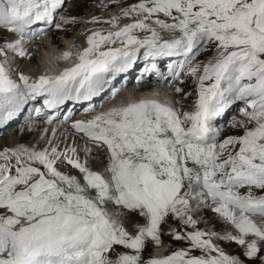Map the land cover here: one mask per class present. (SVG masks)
I'll use <instances>...</instances> for the list:
<instances>
[{"label": "snow or ice", "instance_id": "6c2138e0", "mask_svg": "<svg viewBox=\"0 0 264 264\" xmlns=\"http://www.w3.org/2000/svg\"><path fill=\"white\" fill-rule=\"evenodd\" d=\"M110 5L124 6L84 21L107 29L50 62L70 66L34 77L16 64L26 45L78 19L61 14L66 0H0V135L26 111L28 131L46 126L43 147L0 148V264H264V0L96 6ZM149 82L160 89L142 92ZM237 103L242 135L222 139ZM77 106L87 118L73 120ZM165 236L187 247L146 257Z\"/></svg>", "mask_w": 264, "mask_h": 264}, {"label": "rangeland", "instance_id": "374dc122", "mask_svg": "<svg viewBox=\"0 0 264 264\" xmlns=\"http://www.w3.org/2000/svg\"><path fill=\"white\" fill-rule=\"evenodd\" d=\"M130 1H135V0H127V2H130ZM72 4H70L68 6V10H67L68 14H67L66 17H76L78 19V23L75 24V25H70V27H66L67 30L63 31V33H65V32L70 30V32H71V39L70 40H72L73 43H75V44H77L79 46H83L84 45L85 33H86L87 29L92 28L94 26V25H91V24H86V23H84V21L90 20L95 15L97 17H100L101 19H104L106 17L109 19V15H114L119 10V8L121 6H124V5H115V7H114V9L112 11H109V12L107 11L106 12V11H104L102 9L91 10V1L90 0H77L76 4L71 7ZM81 7H83V12H79L78 11V8L81 9ZM55 38L58 39L60 45L54 43V39ZM64 44L65 43H64V40H62V35L57 37L56 34H54L52 32L49 35L44 36L42 38V40H40L39 42L27 44L26 45V47H28L27 50L32 53L31 59L30 60L17 59L16 63H17V65L20 68L24 67V69H26V68H30V66H31L33 71L38 72V67L37 66H32V63H35V58L38 59V61L40 62V60H41L40 58H41V55H42L40 53V50H43L44 53L48 52V51H51V50H58V51H60V54H62L63 51H67L68 50L67 48L64 49V50L59 49V46H60V48H63ZM20 60H22L21 64H19ZM133 92H135L134 86H132V87H130L128 89V92L126 93V95H128L129 93H133ZM21 127H23V129H24L23 133L24 132H28V134L30 135L29 136V140H28V142L26 144L30 145V144L38 142V147H41L40 144H44L43 141L39 140V137L41 135L42 129L44 127H37V125L35 124V130L30 132V131H28L29 124H27L26 126L18 127V130L9 131V133H6V134H4L3 137H0V148H3L5 144H8V145L10 144V146H13L16 143H21V141H23L22 140L23 135L21 134ZM50 132H51V129L49 128V133ZM66 133H68L66 128H59L57 130V135L58 136H62L64 134H66ZM229 135H233V134L232 133H229L228 135L225 134L224 137H227ZM240 135H242V131H240ZM76 140H78V139L76 138ZM81 144H83V143H81ZM62 170H65V169L62 168ZM207 212L208 211H205V212L202 213L203 217H204L205 213H207ZM212 215H213V213L210 212L209 219L211 221L209 220L210 221L209 226L214 225L215 226V230L219 231L223 227V225L216 219V217H212ZM170 223H173V222L170 221ZM165 227H167V226H165ZM200 227L204 228L205 225L201 224ZM178 230H181V229H178ZM164 241H165V247L161 248V249H158V250H155L154 252L157 251L156 253H162V252L166 251V254H171L172 251L187 247V245L184 242L171 240L168 236L164 237ZM221 247H223L224 250L226 252H228L229 254L240 255L241 252H242V250L239 248V246L235 245L234 243H222ZM148 250H149L148 255H149V253L153 254L152 249H151V245L149 246ZM193 254L194 255H199L198 252L197 253H193ZM144 255L146 257L148 256L145 253H144ZM241 258L243 259L242 256H241Z\"/></svg>", "mask_w": 264, "mask_h": 264}, {"label": "bare ground", "instance_id": "6f19581e", "mask_svg": "<svg viewBox=\"0 0 264 264\" xmlns=\"http://www.w3.org/2000/svg\"><path fill=\"white\" fill-rule=\"evenodd\" d=\"M76 1L77 0H75L74 2H73V4L71 5V7L72 6H74L75 4H76ZM91 1V10H96V9H101V8H99V7H97L96 5L99 3V0H90ZM106 2H107V0H106ZM135 2H138V0H135V1H130V2H127V0H125V5H127V4H131V3H135ZM114 7H115V5H110L107 9H102V10H104V11H112L113 9H114ZM70 9V8H69ZM71 10V9H70ZM69 10V11H70ZM78 11L79 12H83V7H81V9L80 8H78ZM96 16V15H95ZM66 27H70V25H68V26H66ZM62 33V32H61ZM62 35V40H64V47L63 48H60V46H59V49H61V50H64V49H68V50H70L71 49V47H72V44H73V41L72 40H70L71 39V32H70V30L69 31H67V32H65V33H62L61 34ZM8 36H9V38H11V34H8ZM66 41V42H65ZM54 43H56V44H59L60 45V43H59V41H58V39H54ZM62 47V46H61ZM55 52V53H54ZM40 53L42 54L41 55V60H40V62L38 61V59H36L35 58V63H32V66H37L38 67V72H35V71H33L32 70V68H31V66H30V68H26V69H24V67H21V68H19L21 71H23V72H25L26 74H31V73H33V75H35V76H38V75H40V74H42V73H45V68H46V66L47 65H49L50 64V62H51V59L53 58V57H56V56H60L61 54H60V51H58V50H51V51H48V52H43V50H40ZM22 63V60H20L19 61V64H21ZM67 66H70L69 64H66V63H60L59 65H58V68L59 69H62V68H64V67H67ZM144 93H147V92H144ZM125 96H126V94H125ZM118 101V100H117ZM117 101H115V102H113V103H116ZM112 103V104H113ZM111 106V105H110ZM31 132V131H30ZM9 133V132H8ZM229 133H232L233 135H240V131L239 130H236V129H232L230 126H227V128H226V132L223 134L224 136H225V134L226 135H228ZM23 137H22V140L23 141H21V143H24V144H26L27 142H28V140H29V134H28V132H24L23 134ZM223 136V137H224ZM69 142H71V138H70V141ZM76 143L78 144V145H82L78 140H76ZM4 146H10V144L8 145V144H5ZM40 146L41 147H43L44 146V144H40ZM81 157H83V153L81 152ZM93 167L94 168H99V165L98 164H93ZM62 170V169H61ZM210 212L211 211H208L207 213H205V215H204V218L210 223V219H209V216H210ZM212 217H215V214H213L212 215ZM210 220V221H209ZM213 221V220H212ZM142 222V221H141ZM148 250V249H147ZM145 251V254L146 255H148V252H149V250L148 251ZM156 250H158V249H156ZM165 250V249H164ZM157 252V251H156ZM160 252V251H159ZM163 253V252H162ZM159 254H161V253H159Z\"/></svg>", "mask_w": 264, "mask_h": 264}, {"label": "clouds", "instance_id": "9594fccd", "mask_svg": "<svg viewBox=\"0 0 264 264\" xmlns=\"http://www.w3.org/2000/svg\"><path fill=\"white\" fill-rule=\"evenodd\" d=\"M59 68L53 65H47L45 68V73L48 75H55L59 72Z\"/></svg>", "mask_w": 264, "mask_h": 264}]
</instances>
